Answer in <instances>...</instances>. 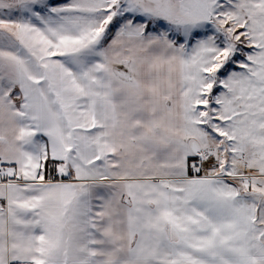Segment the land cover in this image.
<instances>
[{"label": "snow or ice", "instance_id": "snow-or-ice-1", "mask_svg": "<svg viewBox=\"0 0 264 264\" xmlns=\"http://www.w3.org/2000/svg\"><path fill=\"white\" fill-rule=\"evenodd\" d=\"M0 264H264V0H0Z\"/></svg>", "mask_w": 264, "mask_h": 264}]
</instances>
